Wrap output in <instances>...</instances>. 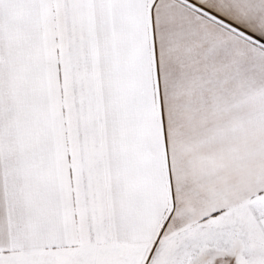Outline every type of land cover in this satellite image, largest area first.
I'll return each instance as SVG.
<instances>
[{
    "label": "snow or ice",
    "instance_id": "1",
    "mask_svg": "<svg viewBox=\"0 0 264 264\" xmlns=\"http://www.w3.org/2000/svg\"><path fill=\"white\" fill-rule=\"evenodd\" d=\"M0 264H264V0H0Z\"/></svg>",
    "mask_w": 264,
    "mask_h": 264
}]
</instances>
